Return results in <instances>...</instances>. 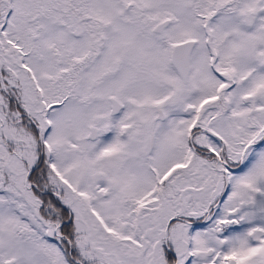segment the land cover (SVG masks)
I'll list each match as a JSON object with an SVG mask.
<instances>
[{"label":"snow or ice","instance_id":"1","mask_svg":"<svg viewBox=\"0 0 264 264\" xmlns=\"http://www.w3.org/2000/svg\"><path fill=\"white\" fill-rule=\"evenodd\" d=\"M0 264H264V0H0Z\"/></svg>","mask_w":264,"mask_h":264}]
</instances>
